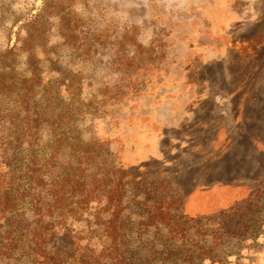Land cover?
I'll return each mask as SVG.
<instances>
[{"label":"rangeland","instance_id":"1","mask_svg":"<svg viewBox=\"0 0 264 264\" xmlns=\"http://www.w3.org/2000/svg\"><path fill=\"white\" fill-rule=\"evenodd\" d=\"M48 12L44 0H0V53L35 19L42 33L35 87L0 97V177L22 167L21 132L46 146L54 112L67 131L59 166L89 146L128 171L133 264H264V0H52ZM29 54L17 53L26 76ZM161 198L181 242L146 221ZM92 222L72 225L86 253L104 242ZM59 230L52 251L70 242ZM172 244L193 259L170 258ZM0 264L36 263L18 253Z\"/></svg>","mask_w":264,"mask_h":264},{"label":"trees","instance_id":"2","mask_svg":"<svg viewBox=\"0 0 264 264\" xmlns=\"http://www.w3.org/2000/svg\"><path fill=\"white\" fill-rule=\"evenodd\" d=\"M51 2L44 0L47 15ZM37 24L35 19L24 39L0 53V97H18L24 101L35 87L34 42L42 36ZM21 52L31 53L27 58L29 76L16 71L17 56ZM50 118L53 136L46 146L39 148L35 141L19 133L21 138L18 140L26 144V148L22 149L26 156L20 159L23 160L22 167L17 171L6 168L0 177V228H4L0 254L11 257L19 253L36 264H133L129 257H125L124 250L132 225L123 206L128 186L124 179L128 177V171L113 160H100L101 156L93 155L89 146H71L66 166L64 163L59 166L58 158L64 159L66 125L58 124L61 116L54 112H50ZM166 201L162 198L156 200L153 212L146 221L150 222V226H161L170 238L175 237L181 242L179 237L183 236V223L171 217ZM27 215L33 218L31 227L27 223ZM85 215L92 217V223L102 234L104 242L97 253L93 250L85 252L79 242L84 232L72 226ZM141 225L147 226L144 223ZM59 229L70 242L65 241L67 249L52 251L54 248L49 243L53 241V236L60 234ZM88 233L86 238L95 231ZM169 247H172L168 254L170 258L181 257L186 263L193 259L190 252L181 248L182 245L175 247L172 244ZM197 251L200 257L203 253L207 255L202 250Z\"/></svg>","mask_w":264,"mask_h":264}]
</instances>
